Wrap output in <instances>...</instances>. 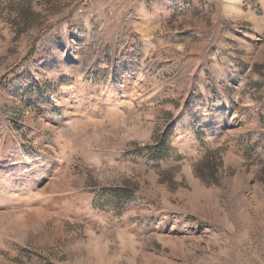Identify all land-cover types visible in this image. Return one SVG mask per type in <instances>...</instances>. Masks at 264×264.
<instances>
[{"label": "rangeland", "instance_id": "374dc122", "mask_svg": "<svg viewBox=\"0 0 264 264\" xmlns=\"http://www.w3.org/2000/svg\"><path fill=\"white\" fill-rule=\"evenodd\" d=\"M0 264H264V0H0Z\"/></svg>", "mask_w": 264, "mask_h": 264}, {"label": "trees", "instance_id": "16d2710c", "mask_svg": "<svg viewBox=\"0 0 264 264\" xmlns=\"http://www.w3.org/2000/svg\"><path fill=\"white\" fill-rule=\"evenodd\" d=\"M29 11L30 10H28V9H24V12L18 16V19H19L18 28L21 29V31H26V30L28 31V30H30V28L33 29V25H36L37 19L33 20V21L30 20L31 16H35V15L30 13ZM44 29H45V27H44ZM42 33L40 32V34H42Z\"/></svg>", "mask_w": 264, "mask_h": 264}, {"label": "bare ground", "instance_id": "6f19581e", "mask_svg": "<svg viewBox=\"0 0 264 264\" xmlns=\"http://www.w3.org/2000/svg\"><path fill=\"white\" fill-rule=\"evenodd\" d=\"M134 92V91H133ZM38 217H39V215H38Z\"/></svg>", "mask_w": 264, "mask_h": 264}]
</instances>
